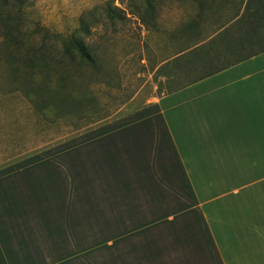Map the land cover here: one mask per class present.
Wrapping results in <instances>:
<instances>
[{"label": "crops", "instance_id": "0c3cea01", "mask_svg": "<svg viewBox=\"0 0 264 264\" xmlns=\"http://www.w3.org/2000/svg\"><path fill=\"white\" fill-rule=\"evenodd\" d=\"M189 1L221 14L197 39H243L246 0ZM228 50L204 75L0 166V264H63L83 246L69 235L101 231L138 235L123 264H264V50Z\"/></svg>", "mask_w": 264, "mask_h": 264}, {"label": "rangeland", "instance_id": "374dc122", "mask_svg": "<svg viewBox=\"0 0 264 264\" xmlns=\"http://www.w3.org/2000/svg\"><path fill=\"white\" fill-rule=\"evenodd\" d=\"M24 8L22 22L37 39L36 25L63 36L83 26L97 67L74 73V82L60 93L63 104L42 107L12 81L0 52V166L119 118L204 75L218 66L212 64L211 48H225L220 41L186 61L163 63L198 35L211 34L213 21L221 17L205 7L198 16L189 0H25ZM116 220L123 223L122 217ZM133 235L72 233L69 243L83 246L68 247L63 264H123L127 242L138 236Z\"/></svg>", "mask_w": 264, "mask_h": 264}, {"label": "trees", "instance_id": "16d2710c", "mask_svg": "<svg viewBox=\"0 0 264 264\" xmlns=\"http://www.w3.org/2000/svg\"><path fill=\"white\" fill-rule=\"evenodd\" d=\"M24 5L25 0H0V52L10 78L19 84L26 96L34 98L42 107L52 104L58 107L63 104L60 93L74 82V73L81 69L95 70L97 60L86 41L83 26L69 36H63L36 25L35 32L40 35L37 39L22 22ZM232 17L235 18L234 12ZM138 18L141 25H146L140 16ZM240 28L243 39L239 42L227 39L229 30H226L206 42L195 39L191 45L176 52L175 55H181L175 60L186 61L197 53L196 50L204 51L220 41L224 42V50L229 49L234 54L239 46H258L264 50V0L245 1L239 15ZM200 42L204 43L199 45ZM212 51L221 52L217 46L211 48ZM235 60H239V55Z\"/></svg>", "mask_w": 264, "mask_h": 264}]
</instances>
